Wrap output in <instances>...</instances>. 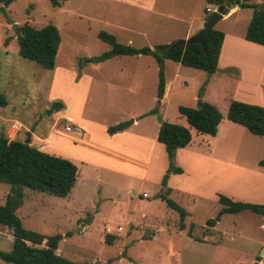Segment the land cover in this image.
Listing matches in <instances>:
<instances>
[{
    "label": "rangeland",
    "instance_id": "obj_1",
    "mask_svg": "<svg viewBox=\"0 0 264 264\" xmlns=\"http://www.w3.org/2000/svg\"><path fill=\"white\" fill-rule=\"evenodd\" d=\"M242 1L264 4V0ZM154 2L67 0L53 7L49 0H15L5 8L7 18L0 13V93L7 101L0 107V132L9 140L23 142L34 134L31 146L68 159L78 168L69 198L25 188L16 214L27 229L47 236L61 234L57 253L76 263L264 264L261 216L243 211L223 215L214 227L206 225L221 208L218 195L264 204V165H260L264 154L260 156L253 147L263 139L231 127L226 116L231 100L252 101V90L257 85L264 89V52L238 48L235 58L242 57V77L221 70L208 74L165 60L164 77L171 88L159 107L158 68L152 57L93 61L110 49L98 38L99 32L134 48L172 46L187 27H196L207 7L206 0H156L153 7ZM251 16V9H238L216 23L214 29L226 34L224 52L231 36L243 37ZM25 23L35 28L52 24L59 30L61 41L52 70L18 55L13 25ZM200 92L201 99L216 106L223 119L219 135L192 132L190 145L177 151L175 162L183 172L171 174L168 186L169 198L189 213L180 231L177 212L157 198L168 160L155 129L161 122L187 127L177 109L197 107ZM255 99L264 102L263 96ZM59 103L61 110L46 115ZM131 120L135 127L118 134L129 135L131 142L118 138L116 147L128 148L146 168L106 159L102 154L107 153L86 142L89 136L104 145L109 126ZM69 123L82 130L83 139L72 141L65 130ZM227 141L237 142L236 158ZM9 190L0 183V205ZM190 227L192 237L187 235ZM107 234L113 237L112 244L105 242ZM12 241L10 229L0 226V252H9ZM0 264L9 263L0 259Z\"/></svg>",
    "mask_w": 264,
    "mask_h": 264
},
{
    "label": "trees",
    "instance_id": "obj_2",
    "mask_svg": "<svg viewBox=\"0 0 264 264\" xmlns=\"http://www.w3.org/2000/svg\"><path fill=\"white\" fill-rule=\"evenodd\" d=\"M15 0H0V13L5 15V8ZM67 0H49L53 7L60 6ZM207 5L229 9L238 6L240 9H251L252 16L246 28L244 39L264 46V4H249L241 0H206ZM207 14V7L205 8ZM205 17V21L208 18ZM6 17V15H5ZM7 18V17H6ZM8 23L12 22L8 20ZM18 55L41 68L52 70L60 45V34L56 26L47 24L35 28L28 24L13 25ZM224 34L212 29L206 41L205 51L199 44L178 45L171 48L170 44L150 47L134 48L131 45L120 44L116 39L105 32H99L98 38L107 43L110 49L93 58L96 63L119 56H150L158 68V83L156 99H162L165 89L164 60H171L183 66L202 70L208 74L216 72L218 56ZM8 44V40L5 42ZM199 93L197 107H178V113L184 117L187 127L169 122H161L156 140L164 146L168 160V168L161 180L162 193L157 195L166 206L177 212L179 216L178 228L185 229L184 220L188 212L169 198L170 189L167 188L169 174H181L182 170L174 166L176 150L185 148L191 142V129L197 134L214 137L218 125L223 117L214 105L203 101ZM7 101L0 93V107H5ZM59 110L63 107L59 103ZM58 110V111H59ZM157 112V110H156ZM227 119L244 127L250 134L264 137V107L231 100L227 110ZM131 121L121 122L109 126L108 135L121 132L129 128ZM264 165V161L260 162ZM78 168L70 160L48 154L40 149L25 144L19 140H9L5 133L0 132V183L8 185L10 190L5 198V203L0 205V226L11 231L13 237L11 250L0 252V259L9 264H89L76 263L57 253L61 234L44 235L27 229L23 226L16 211L23 204V189L45 193L59 198H69L76 185ZM218 204L221 206L215 218L206 221L208 227H214L221 217L226 214H237L250 211L262 217L264 225V204H252L233 201L223 195H218ZM191 227L187 232L191 236ZM112 236L105 235V242L112 244ZM199 241V240H197ZM97 264V263H96ZM108 264V263H106Z\"/></svg>",
    "mask_w": 264,
    "mask_h": 264
},
{
    "label": "crops",
    "instance_id": "obj_3",
    "mask_svg": "<svg viewBox=\"0 0 264 264\" xmlns=\"http://www.w3.org/2000/svg\"><path fill=\"white\" fill-rule=\"evenodd\" d=\"M241 2H243L242 0H241ZM244 3H246V2H244ZM250 4V3H249ZM155 5H156V0H155V2H154V5H153V7H155ZM152 7V8H153ZM207 7H209V8H214V6H211V5H207ZM238 9H240L238 6H234V7H232V8H229L228 9V12H227V14L223 17V19L225 18V17H227V16H230V15H232L233 13H236V11H238ZM148 11H150V9H147ZM206 12H204L203 13V15L201 16V17H199L198 18V22H197V25H196V27L194 28V27H190L189 25V27H187V30H186V32L184 33V35H182V37H179L177 40L179 41V40H185V39H188V38H190L191 36H193L194 34H196L202 27H203V25H204V23H205V17H206V15L207 14H205ZM214 28H215V26H214ZM246 32V31H245ZM223 34H224V37H223V40H222V44H221V48H220V52H219V56H218V61H217V69L216 70H221V72H226L227 74H232V75H239L240 77H242V75H243V64H242V62L239 60V59H241L242 60V57H241V55H239L238 57H239V59L238 58H235V57H237V50H238V48L239 47H249V48H253L254 50H257V51H261V52H264V46H262V45H258V44H255V43H252V42H249V41H247V40H245L244 39V35H243V37H233V36H231L230 38H231V42H230V44L228 45V47H227V51L226 52H224V50H225V39H226V34L224 33V32H222ZM227 41V40H226ZM174 42V41H173ZM224 53H226L227 54V56H226V59H225V61L224 62H222L223 61V55H224ZM140 56H142V55H140ZM154 60V59H153ZM167 60V59H166ZM155 61V60H154ZM171 61V60H170ZM164 62H165V60H164ZM173 62V61H172ZM156 63V62H155ZM174 63H176V62H174ZM223 63H225L224 65H223ZM177 64H180V63H177ZM164 65H165V63H164ZM236 68H238L239 70H240V72L238 73L237 72V70H236ZM200 71H202V70H200ZM170 88H171V84H170V82L168 81V80H166L165 79V89H164V94H163V97H162V99L159 101V107L161 106V104H162V102L165 100V98L166 97H168V94L170 93ZM257 89H255V90H252V92L253 93H250L251 94V96H250V100H252V101H247V102H244V101H241V102H244V103H247V104H252V105H258V106H262V107H264V102H262V101H259L258 102V99H255V97H260V98H262V96H263V98H264V89L262 90L261 88H260V86L259 85H257V87H256ZM264 88V87H263ZM168 89H169V91H168ZM236 101H238V100H236ZM249 102V103H248ZM211 104V103H210ZM213 105V104H212ZM216 107V106H215ZM143 116H145V115H142L140 118H142ZM182 117V116H181ZM184 118V117H183ZM133 122H132V124H131V126L129 127V128H132V127H135V125H136V122L134 121V120H132ZM222 122V121H221ZM221 122H220V124L218 125V130H217V133H216V135H219V133H220V128H221ZM231 122V121H230ZM231 123H233V122H231ZM70 124V126H77V125H75V124H72V123H69ZM17 125H19V123L18 124H16V127H18ZM234 125H236V126H238V127H240V128H242V129H245L244 127H242V126H240V125H238V124H235V123H233V125H231V127L232 126H234ZM69 126V125H68ZM113 126V125H112ZM157 126L158 125H156V129L155 130H157V132H158V129H157ZM129 128H127V129H129ZM127 129H125V130H123V131H121V132H118V133H115V134H113V135H108L107 134V132H106V134L109 136H106L105 135V140H103L104 141V145H102V144H98V143H96L95 141H94V139L93 138H91V137H89V136H86L87 137V140L88 141H86L88 144H91L94 148H97V149H99V150H102V151H104V153H107V155H104V154H102L103 155V157H105L106 159H109V160H111V161H122V162H124V163H126V164H130V165H133V166H141V167H147V165L145 164V163H142L141 161H139V159H138V157L137 156H134L131 152H129V150H128V148H126V147H122V148H119V147H116V141H117V139L118 138H125L126 137V140H128L129 142H131L130 140H129V138L127 137V136H129V135H118L119 133H122L123 134V132H125ZM107 130V129H106ZM246 130V129H245ZM247 131V130H246ZM192 132H195L193 129H191V135H192ZM248 132V131H247ZM196 133V132H195ZM105 134V133H104ZM157 134V133H156ZM197 134V133H196ZM201 135V134H200ZM215 135V136H216ZM71 136V135H70ZM84 136H85V134L83 133V138H84ZM121 136V137H120ZM214 136V137H215ZM32 137L33 138H35V135L33 134L32 135ZM72 137V136H71ZM156 137H157V135H156ZM33 138H31V136H30V141H31V139H33ZM82 138V139H83ZM262 139L263 140H257L256 142H254L253 143V147H254V149H255V151H256V153H258L259 152V154H260V156L262 155V154H264V137H262ZM81 140V139H80ZM84 140H86V139H84ZM72 141H75V140H73V137H72ZM79 141V140H78ZM77 141V142H78ZM92 141V142H91ZM157 141V140H156ZM76 142V141H75ZM191 142H192V139H191ZM190 142V143H191ZM158 143V142H157ZM237 142H230V141H227V147L230 149V148H233V153H235V158H236V144ZM160 146H162L163 148H161L162 150L164 149V146L162 145V144H160V143H158ZM190 145V144H189ZM188 145V146H189ZM73 147H77V148H80V149H83V150H86V151H89V152H95L97 155L98 154H100L99 152H96L95 150H90V149H88V148H85L84 146H78V145H73ZM187 147V146H186ZM183 149V148H182ZM178 150H180V149H178ZM178 150H176V152H175V155H174V159H173V162H174V166L175 167H177V168H180V167H178L177 165H176V162H175V159H176V154H177V151ZM164 152H165V150H164ZM165 154H166V152H165ZM167 157V156H166ZM261 158V157H260ZM261 160H263V159H260V161ZM72 162V161H71ZM228 163H231V164H233L234 166H236V164L235 163H233L232 161H229ZM150 166H151V160H150ZM167 168H168V165L166 166V162L164 161V168H163V173H162V176L161 177H163V175L165 174V172H166V170H167ZM239 168H243V169H245L244 167H239ZM181 170H182V168H180ZM182 172H183V170H182ZM252 176H263V174H251ZM160 177V178H161ZM171 177V174H169V176H168V179H167V188H169V178ZM161 180H162V178H161ZM161 183V182H160ZM161 186V185H160ZM161 189V191H163V188L161 187L160 188ZM170 189V188H169ZM161 191H159L158 192V194L157 195H159V193H161ZM171 192V191H170ZM132 193H130V195H131ZM144 194V193H143ZM131 197V196H130ZM132 197H133V194H132ZM144 198V197H143ZM163 202V201H162ZM241 202H244V201H241ZM189 214V213H188ZM189 216V215H188ZM187 216V217H188ZM185 224V223H184ZM122 231V230H121ZM182 231H184V230H182ZM58 251V250H57ZM259 264H261V262H259Z\"/></svg>",
    "mask_w": 264,
    "mask_h": 264
},
{
    "label": "water",
    "instance_id": "obj_4",
    "mask_svg": "<svg viewBox=\"0 0 264 264\" xmlns=\"http://www.w3.org/2000/svg\"><path fill=\"white\" fill-rule=\"evenodd\" d=\"M228 9H223V7H218L214 5L212 13L208 16L207 20L205 21L203 27L193 36H191L188 39L185 40H179L172 44L171 48L176 47L178 45H188V44H199L202 49L205 51L206 49V41L210 35V32L212 29H214V26L216 23L223 19V17L227 14ZM58 104H53L52 107L46 111V115H50L54 111L59 110ZM33 131V129H32ZM25 144H30V134L28 135V138L24 142ZM261 256H264V250L261 253ZM255 264H258L257 262Z\"/></svg>",
    "mask_w": 264,
    "mask_h": 264
},
{
    "label": "built area",
    "instance_id": "obj_5",
    "mask_svg": "<svg viewBox=\"0 0 264 264\" xmlns=\"http://www.w3.org/2000/svg\"><path fill=\"white\" fill-rule=\"evenodd\" d=\"M113 1H136V0H113ZM213 9L207 7V14L210 15L212 13ZM66 132H69L70 135L73 137V140L78 141L83 138V132L81 129H79L76 126H66L65 127ZM132 197V194L130 195ZM142 197H147V195L144 193L142 194ZM121 227L117 228V231H121Z\"/></svg>",
    "mask_w": 264,
    "mask_h": 264
}]
</instances>
